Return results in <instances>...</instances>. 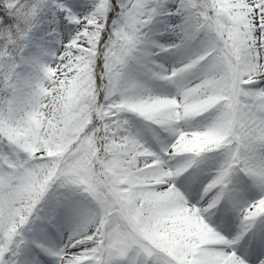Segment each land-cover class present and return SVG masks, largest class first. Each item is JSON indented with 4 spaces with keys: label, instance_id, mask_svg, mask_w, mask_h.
I'll use <instances>...</instances> for the list:
<instances>
[{
    "label": "snow or ice",
    "instance_id": "6c2138e0",
    "mask_svg": "<svg viewBox=\"0 0 264 264\" xmlns=\"http://www.w3.org/2000/svg\"><path fill=\"white\" fill-rule=\"evenodd\" d=\"M0 264H264V0H0Z\"/></svg>",
    "mask_w": 264,
    "mask_h": 264
}]
</instances>
